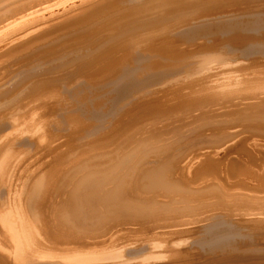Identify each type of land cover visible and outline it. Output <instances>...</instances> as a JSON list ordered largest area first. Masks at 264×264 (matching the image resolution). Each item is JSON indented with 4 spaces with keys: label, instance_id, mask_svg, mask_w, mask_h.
I'll list each match as a JSON object with an SVG mask.
<instances>
[{
    "label": "bare ground",
    "instance_id": "1",
    "mask_svg": "<svg viewBox=\"0 0 264 264\" xmlns=\"http://www.w3.org/2000/svg\"><path fill=\"white\" fill-rule=\"evenodd\" d=\"M102 3L104 4L117 3L118 7L115 13L125 9L123 5L126 3H127L128 8L135 7L134 9L127 11L126 15L122 18L121 22L126 23L124 26H129L131 21L138 19L139 17H141L145 21L147 20L148 23L153 24V25L152 24L148 25L149 27L151 26L154 27L155 25V28L156 26H158L157 25L158 23L162 24L163 21L165 22L167 20L168 21L169 20L170 21L180 20V21L173 23V24H171L172 22H170V25L164 28L162 27L164 26L162 24L160 25L162 28H158L160 27L158 26L157 27L158 29L156 30L154 29L155 30L154 32L156 34L162 33V34H165V36L160 37L161 39L157 37L159 40L149 44L144 50H141L140 46H138V44H135L136 42L134 40L133 42H130L126 45H117V46L111 47L110 42L114 39V38H111L108 41L109 45H107L105 42V45L102 44L103 46L100 48L94 47L91 49H85L80 52H77L76 55H71L65 59L58 60L57 62H54L53 60L58 59L61 56L65 55L63 54L64 52L60 55L54 56L53 58L50 57L51 59H45L44 62L43 61L42 62L39 61L36 63L34 62L33 64H31L32 65L31 67L28 66L26 68L27 71L24 74L19 72V71L23 72L22 71L23 69L22 70L17 69L18 70L17 72H15L16 68H14L13 70V67L15 66V64L18 63L19 58L21 56H24V54H29L27 56H30L32 53H36V52L39 53V52H43L49 49L55 43L56 40L54 39V37L56 38L57 34L56 35H48V34H50L51 31L54 32L56 28L58 29L61 26L62 29L61 28L59 29L63 30L66 27L71 26L70 22H72V25H74L78 21L81 22L84 20H87V21L88 20H92V21L101 20L107 17L109 14H112L113 12L109 14H105L106 12L99 11L97 9V6L99 4L102 5ZM119 4H123V5L121 6ZM166 9L167 10L169 9L170 11L166 13ZM145 24L146 23H144V25ZM78 27L80 28L82 26H78ZM153 27H151V29ZM59 29L56 30L55 32L61 31ZM133 29H135V27L130 26V27L124 28V30H121V31L119 30L118 32L126 34V32H128L129 30L132 31ZM145 30L143 32H145ZM141 31H137V32L143 33ZM149 31H150V28H149ZM133 32H135V30H133ZM63 34L60 36H63ZM120 35L119 36L117 35V36L120 37L119 39H122L121 38L122 36ZM238 35H241V36L238 37ZM242 35H245V36H242ZM125 36L123 35V37ZM118 37L116 40L119 42ZM129 37H130V34H129ZM153 39H151V41ZM113 42H116L115 39ZM247 42L250 44L246 48H242L243 46L241 47L237 46L241 44L243 45ZM263 43H264V0H0V110L8 108V110H6L7 112L5 111V113L0 116V264H154V263L156 264L157 262L159 263L160 261L161 263L162 261L163 262L166 261V262H169L170 264L171 262L190 261L191 259H193V253L191 250L194 248V246L196 245L199 246L201 241L197 240L198 236H195L193 239L191 237L193 234L196 235L198 233L191 231L188 239L184 238L183 235L187 234L190 231V229H188L191 226L190 224L194 221L196 224V221H198L199 218L198 220H194V221L191 220L192 222L190 221L189 218H187V222L190 221L191 222L190 224H182L180 222L181 225L183 226L182 227L183 229H181L179 225L178 227L175 226V223H174V226H172L173 225L172 223V225L170 224L171 226H169L168 224V227L165 229L163 228L162 230L159 229L160 230L159 232L155 231L156 228H148V229L147 228L145 229L131 228L125 231H120V229H123L124 227L114 232V230L112 231L111 230L112 228L109 226V217H108L109 213H107L106 216L104 215L105 216L104 217L100 214L96 215L93 209L96 206L98 207V204L100 202V199H99L100 195L99 196L97 195L96 193L97 190H95L94 188L101 184H98L97 179H95L94 177H89L90 174L89 175L82 174L81 175L82 177L79 179L80 177L79 173L82 168H77L76 167L77 165L75 166L72 165V167L74 168H70L71 166L69 167L68 159H70L69 157L73 155L79 158L81 154L84 155L85 152H88V151L90 152L91 149L95 151L94 148L96 147L99 148L100 143H104L112 139V137L116 135L118 128H115V129L113 128V130L111 131H106L105 128H107L108 126H111L114 123V121L118 119V117L121 118L122 115L118 116V114L121 111L118 113L117 112L118 110H122V111L124 110V113L127 112L128 114L127 118L130 115L132 116V114H134L136 111L142 114L141 118L138 119V122L134 125L135 131L131 130L132 133L136 131H138L139 133V130L144 126V123L147 120L148 121L151 120L152 122L155 120L159 121V119H163V118H166V120H168L167 118L170 119L171 117L173 118L174 116H177L174 118L180 119L178 116L183 113L187 114V112L190 113L196 110L200 111V109L202 108L204 109L205 107H211V109H214V107L219 106L222 109H224L223 112H227L228 111L227 109H230V111H237L236 110L237 108L241 109V107H243L244 109V107H247L248 112L255 111L253 113L255 115H252L251 117L248 118L249 120H254V121H251V122L249 121L250 122L249 124L243 123L242 125L233 126L231 133H228L227 131L228 136L227 135L223 136V138L218 137L219 138L218 140H216V138L213 137L212 141L214 142L212 144H214L218 149L223 148L225 149L224 151L229 150V151L234 152L235 154L236 153L237 154H243V153L247 154L245 152L249 150L250 151L254 150L258 148L259 146L260 147L263 146L260 139L257 140V138H264V123H262L263 125H261L257 121L259 119L264 121V52H261V50L256 49V46L258 45L260 46V44H263ZM131 45H132V48H130ZM77 49L72 48V49H69L67 52L70 53L72 51H77ZM238 50L240 51V53H238L239 52ZM191 51H194L197 54L200 52L202 54H206L207 56L202 59L201 61L202 63L198 64V66L194 65V67L191 68L192 72L189 73L188 76L183 77V78H178L176 75L180 74V72L184 70L181 71L179 70V68L175 71L173 70V72L170 74V78H166V79H169L168 81L166 80V82H163L161 85L153 87L151 90L143 91L135 95L132 98L125 99V103L122 101L123 104H120V106L118 107L115 106L111 111L113 113V116H110L112 114L109 115L111 119L106 120L109 122V124L107 123L105 126L102 123H100L103 125L101 127L94 126L95 124L94 125L89 124L90 122L88 123V121H86L85 116L87 114L88 115L91 114V116L93 115L92 116L93 118L94 116L96 117V115L93 113L94 111L93 110L91 111L90 109L81 106V104H78L79 102L77 104L74 103L73 100L71 102L69 99V98L71 99L74 98V95H77L78 91L85 89V87L87 86H91L92 88H98V87L109 88L110 87V90H111V87L113 88L117 87V84H119V86H124V84L120 82L125 76L123 73L130 71V68L132 66L137 64V67L140 68L144 64L145 61L150 60L152 62V58H155V57H160L164 61H168V60L173 61V62L182 61L183 58L186 57L185 55ZM31 56H34V54ZM87 57L88 58L92 57V64L101 63L100 71L102 72L101 74H99V76L88 75L86 77H79L85 70H83V68H78V67L77 69H73L72 71L67 70L64 74H61L57 77L53 75L54 72L68 69V67L70 68V66H72L74 63L80 60H83L85 58L87 59ZM40 58H41V55H40ZM185 60L186 59H184V61ZM26 64H28V62L25 63V65ZM152 64L158 67V66H161L162 61H154L152 62ZM228 68L230 69L229 70L230 72L225 74V72L223 71H225ZM44 73L49 74L47 79L40 78L39 75H42ZM185 74H186V71H185ZM31 78H35V79H33V81H31L30 83L26 84V82ZM45 84H49L52 86L43 87ZM58 85H60V88L63 91H61V89L59 90L56 89V86ZM77 85H81V87L79 88L78 91L73 92L72 91L73 88ZM65 94H68L69 98L64 96ZM31 95H34V96L32 98L27 99ZM128 95L129 93L126 90H120L118 93L119 99L126 98L128 97ZM82 103H85V102H82ZM132 103L133 104L136 103V104L130 108V105H133ZM70 104L72 105L74 104V107L71 110H77L79 112L76 113V115L74 116L68 117L66 116V113L70 109L67 108V106ZM206 110L204 109V111ZM210 111H208V113ZM97 112L98 111L96 110L95 113ZM189 113H188V116L191 114ZM116 114H117V117H115ZM195 114H196L195 112L194 114L192 113V115H195ZM244 114H243V117H244ZM181 116H186V115L184 114ZM101 118H102V121H104L103 114ZM233 118L235 117H232L231 120H233ZM224 119L225 118H223V120ZM89 120L92 122L91 119ZM185 120H187V118H185ZM189 121L191 120H188V123H190ZM167 122H169V120ZM172 122H174V120ZM172 122H169V125ZM153 123H152V126L154 127L156 124L153 125ZM70 124H72L73 127H70ZM164 125L165 124H162L163 127L161 126V128L165 129L164 127L167 125V123L165 126ZM149 126H151V124ZM157 127L156 128L154 127V128L157 129ZM176 127H178V124ZM169 129L171 128L169 127ZM189 129H192V127ZM55 131H58V133ZM148 131L150 132L149 129ZM162 131H165V130H162ZM186 131H188V128ZM60 132H67V133L59 134ZM146 132L147 131H145L144 133L147 136ZM130 133L128 136L131 137ZM217 133L218 132H216V134ZM68 134H70V138H65V136ZM132 136H135V135H132ZM124 137L126 136H123L122 139H126ZM148 137L146 138L149 140ZM165 139H167L166 136H165ZM138 140L140 139L138 138ZM109 143H111V141ZM120 143H122L121 140L119 144ZM103 145H106V144H103ZM57 147L60 148L58 152L55 151V148ZM206 147L208 146L206 145ZM208 149L206 151H208ZM100 150L98 151L97 149L95 152L98 153L100 152ZM109 150H113V149L109 148ZM260 151H261V148H260ZM102 152H100V154ZM107 152L108 153L110 152L111 154V151H107ZM210 152H213V151L210 149ZM220 152L222 153L223 151H220ZM220 152H218L219 155H220ZM92 153H89V155L90 154L92 155ZM207 153L209 152H206V154ZM166 154L168 155V153ZM85 155L81 156L80 158L82 157L84 158ZM208 155L210 156V154ZM20 156L25 157V159L27 160V165L26 163L23 162V160L25 159L21 161L23 163H21L20 161H17L21 158ZM90 156L89 158H91ZM140 156L141 155H139V157ZM239 156H238V159H239ZM48 158H49V161L46 160ZM191 159L193 160V158ZM194 159H196V157H194ZM199 159L201 162L203 161L201 165L198 166L199 168L195 169L193 167V165L191 164L193 161L190 162L189 160V162L187 163L190 170L194 168L193 169L194 176L196 175L200 176V174L205 173V170L211 166V165L209 166L210 164L209 160H207L208 158L205 155H203V157H200ZM196 161H198V159ZM196 161L194 160L195 163ZM80 164L84 165V163H80ZM133 164H135V162ZM239 165L240 164L238 163V166ZM164 169L159 171V173L153 175L152 179L150 180L151 186L152 185L153 187L154 185L159 186L160 184H162L163 186L165 184L163 183L164 180H163V174H162V172H164L163 171ZM147 170H148V166H147ZM252 170L253 169H251V171ZM69 172L72 173L70 175L72 179L69 176L66 177L69 174ZM118 172L119 170L117 171V173ZM146 172L147 171H145V173ZM253 172L254 171H252V173ZM190 173L192 174V172ZM248 173H250V171H248ZM258 173L259 172H257L256 174ZM191 174L189 177H191ZM259 174H261V172ZM194 176L192 177L194 178ZM75 177L78 178L77 179L78 182L77 183L75 182L74 184L73 178ZM228 177L227 179H229ZM251 178H254V177H251ZM136 180H137V177H136ZM252 180L250 181L252 182ZM192 181H195V179H193ZM217 181H219V179ZM219 182L220 184L222 183L221 181ZM244 183L246 184L247 182L245 181ZM249 184L252 185L254 183H248V185ZM200 185L201 184L197 185L198 189ZM204 185L206 187L207 184L204 183ZM255 185L257 184L255 183ZM123 186H124L123 180L119 179L118 181H116V184L113 187V190L108 195H104V196H106L105 200L106 199L111 200L109 202L119 203L120 207L122 208L120 210L125 213V216L127 218H130V217L135 216V214L133 215V213H131L129 209H126L124 205H121V201H120V197L122 196ZM132 187L133 186H131L130 188ZM250 187H253V186H250ZM135 188L137 189L136 186ZM200 188H202V185ZM136 189H135V192H136ZM220 189H221V186H220ZM223 190H226V189H223ZM261 190H262V186H261ZM105 192H107V190H105ZM229 192L231 191L229 190ZM247 192L245 193L244 191L243 196L245 194L246 196H249V197L251 196L250 197V200H251L252 196H255V194H252V192L251 194H247ZM236 193L234 194L236 195ZM172 194H170V196ZM174 194L176 195V193ZM229 194L231 195V193ZM234 194L232 193V196ZM210 195H213V194H210ZM140 196L143 197V194ZM145 196L142 198L143 200L145 199ZM232 196H229L230 197L229 199H232ZM240 196H242V194L239 195V197ZM207 197L208 196H206V198ZM259 197L260 195L258 196V198ZM261 197L263 196L261 195ZM244 198L246 199V197ZM258 198L255 197V199H258ZM179 199L176 198L177 201ZM225 199H227V197H225ZM162 200L163 202L166 203L168 199L166 200L162 199ZM206 200L204 202L209 204L210 202L208 203V201ZM246 200H248V198ZM214 201L215 200L213 199V202L211 203H214ZM254 201H255V204L258 203L257 200H254ZM204 202H202V204ZM215 202H217V198ZM226 202H229L228 203L229 206L231 205L230 203H232L227 200ZM237 202H240V200L237 199ZM235 203H234V206H235ZM241 203L244 204L242 201L238 204L241 205ZM245 204L247 205V202ZM255 204L254 205L252 204V205L254 207H256L257 205L259 206L260 202L256 206ZM263 205L261 207V204H260L261 208H258L257 206L258 209L256 211H258L259 213H256L254 209L252 210L249 207L253 211L252 215L254 216L257 214V215L263 216L264 215ZM194 206H197V205L195 204ZM183 207H185V205ZM177 208H181V207H177ZM244 210H243V213H244ZM206 211L207 210H205V212ZM254 212L256 214H254ZM248 213L249 212L247 211V214ZM197 214H199V212H197ZM234 215H237V212L236 214L234 213ZM240 215H244V214L240 213L239 216ZM207 216H204V217H207ZM246 216H243L245 217V219L243 218L244 220L247 219ZM168 217L170 216L168 215ZM258 217L260 216L255 217V219L257 218L259 221L260 219ZM241 218H238V219H241ZM250 219L252 220L253 218L251 217ZM163 223L162 225L160 223V225L163 226L164 225ZM221 223L223 222L218 220L216 217L208 223H201V225L202 226L204 225L203 226V230H204L207 227L219 226ZM225 223H223L222 225H224ZM131 224L133 223L131 222L129 225ZM198 224L200 223L198 222ZM192 225L194 226V224ZM116 227H119V226L117 225ZM149 227L151 226L149 225ZM174 227L175 229L176 228L177 229L179 228V229L178 230L172 229ZM194 227L196 228V226ZM194 227H191V229ZM110 230L112 232L108 233ZM104 232H107V233L105 234ZM90 233L92 235H99L103 233L104 235L100 237L97 236V238H95V241L97 239H99V241L93 243L91 241H94V240H91V241L89 240ZM143 234L145 235V238L147 239L146 241H144L143 239L144 238ZM229 236L224 235V236L219 237L217 240H224L228 238ZM233 237H235V235ZM140 238L143 239L144 243L140 244L141 243ZM87 239L90 242H87ZM123 239L130 240V243H131V240L136 241L135 243H133L135 244L134 247L133 245H131L132 248H127L128 250L127 251L125 250V248L127 247L126 245V247L123 246L124 250L121 251L122 248L120 249L119 247L120 251L119 249H117L118 251H116V247L118 248L117 243H119L120 240L122 241ZM197 241H199L200 243ZM152 245H155V246L161 245L163 250L160 249L159 251L161 253L158 252L159 253L158 255L156 254L155 256L153 254V256H151V254L149 255L147 253H150V252L156 253V251H158L156 250L158 249V246L156 247V249L154 246L155 251L153 250V251L148 252V250H150L153 247ZM146 251L147 253H144ZM143 253L144 255L147 254V256L145 255L146 257L141 262L137 261L139 259L138 257L141 256L140 254H143ZM137 255L139 256L137 257ZM133 256H136V257L133 258ZM202 261L203 260H201V262Z\"/></svg>",
    "mask_w": 264,
    "mask_h": 264
},
{
    "label": "rangeland",
    "instance_id": "2",
    "mask_svg": "<svg viewBox=\"0 0 264 264\" xmlns=\"http://www.w3.org/2000/svg\"><path fill=\"white\" fill-rule=\"evenodd\" d=\"M119 5H123V4H119ZM125 7V9H123L122 11H119V12H116V9L118 7V4L117 3H102V5H98L97 6V9L99 11H104L106 12L105 14H109L111 12H113L112 14H109L107 17L101 19V20H84V21H81V22H77L75 23L74 25H72V22L71 23V26H68L66 27L65 29L61 30V26L59 28V30L61 31H57L55 32L56 30H58L56 28V30L51 31L50 34L48 35H56V38L54 37V39L56 40L55 43L47 50L43 51V52H39V53H32L31 55L34 54V56H27L29 54H24V56H21L18 60V63L15 64V66L13 67V70L14 68H16L15 72H17L19 69L22 70L23 72L19 71L20 73H25L27 70L26 68L29 66L31 67L34 62H44L45 59H51L53 58L54 56H57V55H60L62 54H65L63 56H61L60 58L58 59H54L53 61L54 62H57L58 60H62V59H65L71 55H76L77 52H80L82 50H85V49H91V48H94V47H102L103 45H105V42L107 45H109V40L111 38H114L116 42H113L114 39L110 42V46L113 47V46H117V45H126L130 42H133V40L136 42L135 44H138V46H140V49L141 50H144L149 44L161 39L160 37H163L165 36V34H162V33H158L156 34L154 31L158 28H164L166 26H169L170 25V22H172L171 24L173 23H176V22H179V21H163V25L164 26H160L162 24H157L158 26H156L155 28V25L152 29L151 27H149L148 25H151L150 23L147 22V20H143L141 17H139L138 19H135L133 21L130 22L129 26H124L126 23L125 22H121L122 18L126 15V12L129 11V10H132L134 9L135 7H131V8H128L127 7V3L123 5ZM170 10L166 9V13L169 12ZM125 13V14H124ZM108 22V23H107ZM138 22V23H137ZM141 22V23H140ZM69 23V24H70ZM91 23V24H90ZM107 23V24H105ZM144 23H146L144 25ZM161 23V22H160ZM167 23V25H166ZM85 24V26H84ZM90 24V25H88ZM117 24V25H116ZM137 24V25H136ZM153 25V24H152ZM67 26V25H66ZM78 26H82V27H78ZM101 26V27H100ZM122 26V27H121ZM135 27V32L132 31H128L126 32V34L124 33H121V32H118L119 30H124V28L126 27ZM74 27V28H73ZM94 27V28H93ZM144 27V29H143ZM148 27V28H147ZM158 27V28H157ZM68 28V29H67ZM142 28V29H141ZM149 28H150V31H149ZM70 29V30H69ZM75 31H74V30ZM138 29V30H137ZM142 31H141V30ZM146 29V30H145ZM155 29V30H154ZM141 31L143 32L145 30V32L143 33H140V32H137V31ZM148 30V31H147ZM64 31V32H63ZM68 31V33H67ZM99 31V33H98ZM147 31V33H146ZM62 32V33H61ZM74 32V33H73ZM111 32V33H110ZM60 33V34H59ZM65 33V34H63ZM67 33V34H66ZM121 33V35H120ZM128 33V35H127ZM146 33V34H145ZM59 34V35H58ZM63 36H60L62 35ZM69 34V35H68ZM100 34V35H99ZM104 34V35H103ZM112 34V35H111ZM129 34H130V37H129ZM122 36L121 38L123 39H119L120 37L118 36ZM123 35L125 37H123ZM147 35V37H146ZM168 35V34H166ZM175 35V34H173ZM65 36V37H64ZM128 36V37H127ZM241 36V35H238V37ZM242 36H245V35H242ZM61 37V38H60ZM68 37V38H67ZM95 37V38H94ZM99 37V38H98ZM118 37L119 39V42L116 40ZM159 39H158V38ZM63 38V39H62ZM126 38V39H125ZM154 38V39H153ZM53 39V41H54ZM62 39V40H61ZM66 39V40H65ZM151 39H153L151 41ZM94 40V41H93ZM96 40V41H95ZM262 40V39H261ZM82 41V42H81ZM93 41V42H92ZM81 42V43H80ZM138 42V43H137ZM103 44V45H102ZM250 43H245V44H241V45H237V46H243L242 48H246L249 46ZM264 44V43H263ZM263 44H260V46H256V49L258 50H261V52H264V45ZM85 45V46H84ZM101 45V46H100ZM80 46V47H79ZM63 47V48H62ZM82 47V48H81ZM142 47V48H141ZM260 47V48H258ZM72 48H75L77 49V51H72V52H67L69 49H72ZM132 48V45L131 47ZM59 50V51H58ZM239 51V50H238ZM240 53V51L238 52ZM49 54V55H48ZM191 54V55H190ZM194 54V55H193ZM196 54V55H195ZM40 55H41V58H40ZM45 55V56H44ZM44 56V57H43ZM186 57L183 58L182 61H164L162 58L160 57H155V58H152V62L154 61H162V64L161 66H154V64H152V62L149 60V61H145L144 64L138 68L137 67V64L132 66L130 68V71H127V72H124L123 74L125 75L123 77V81L121 80L120 82H122L124 84V86H119V84H117V87H111V90H110V87L109 88H102V87H98V88H92L91 86H87L85 87V89H82L80 91L79 88L81 87V85H77L73 88V92L74 91H78V94L77 95H74V98H69L68 94H65L64 96H66L67 98L70 99V101L74 103H78V104H81V106L83 107H86L88 109H90L91 111L93 110L94 114L96 115V117L94 116V118L91 116V114H87L85 116V119L86 121H88L89 124H92L94 126H97V127H101V126H105L107 123L109 124L108 121H106L107 119H111L110 116H113V113L111 112L112 109L115 107V106H120V104H123V102L125 103V99H128V98H132L134 97L135 95L143 92V91H146V90H151L153 87H156L158 85H161L163 82H166V80L168 81L169 79H166V78H170V74L173 72V70H177L179 68V70H184L182 72H180V74L176 75L178 78H183V77H186L188 76L189 73H191V68L195 66H198V64L202 63V59L205 58L207 55L206 54H202V53H195L194 51H191L189 53H187L185 55ZM189 56V57H188ZM27 59H26V58ZM51 57V58H50ZM195 57V58H194ZM198 57V58H197ZM40 60H39V59ZM191 58V59H190ZM35 59V60H34ZM38 59V60H36ZM184 59H186L184 61ZM189 59V60H188ZM21 60V61H20ZM33 60V61H32ZM188 60V61H187ZM21 62V63H19ZM25 65V63H27ZM89 64H88V63ZM180 62V63H179ZM183 62V63H181ZM20 64V65H19ZM187 65V67H186ZM20 66V67H19ZM24 66V67H23ZM100 66H101V63H93L92 64V57H87V59H83V60H80L76 63H74L72 66H70V68L68 67V69H64L62 71H58V72H54L53 75L54 76H59L61 74H64L67 70H70L72 71L73 69H77L78 68H83V70H85L79 77H86L88 75H93V76H99V74H101L102 71H100ZM191 66V67H190ZM22 67V68H21ZM181 67V68H180ZM56 68V67H55ZM18 69V70H17ZM188 69V70H186ZM12 70V68H11ZM25 70V71H24ZM230 69H226L225 71V74L229 73ZM185 71H186V74H185ZM14 72V73H15ZM183 73V74H182ZM13 74V73H12ZM19 74V73H18ZM97 74V75H95ZM40 78H44V79H47V77L49 76L48 73H44L42 75H39ZM164 78V79H163ZM33 79L35 78H31L29 79L26 84L30 83L31 81H33ZM71 84V83H69ZM30 85V84H29ZM52 85H49V84H45L43 87H51ZM114 86V85H113ZM56 89H61L60 88V85L56 86ZM120 90H126L129 95L128 97L126 98H123V99H119V96H118V93ZM61 91H63L61 89ZM93 93V94H92ZM89 95V97H88ZM34 95H31L29 96L27 99L29 98H32ZM94 96V98H93ZM76 97V98H75ZM91 100H90V99ZM107 98V99H106ZM25 99V100H27ZM123 101V102H122ZM82 102H85V103H82ZM94 102V103H93ZM91 103V104H90ZM93 104V105H92ZM133 104V103H132ZM136 103H134L133 105H130V108L132 106H134ZM92 105V106H91ZM69 106V107H68ZM67 108H69L70 110L66 113V116H74L76 115V113H78L79 111L77 110H71L73 107H74V104H70L68 105ZM88 106V107H87ZM90 106V107H89ZM219 107V106H218ZM217 106L214 107V109H211V107H205L204 109H208L206 111H204V109H200L199 110H196V111H193V112H187L186 113H183L181 115H186V116H181L179 115L178 117L180 119H177V118H174V117H177V116H174L173 118L171 117L170 120L169 118H167L169 120V122H172L174 120V122L170 123L169 125V122H167L168 120H166V118H163V119H159L158 120H155V121H151V120H147L145 123H144V126L142 127L145 131H147V136L146 134L144 133L145 131L141 128L139 130V133L138 131L136 132H133L132 131H135V127L134 125L138 122V119L141 118L142 114H140L139 112H135L134 114H132V116L130 115L128 118H127V112L124 113V110H118L117 112L120 113L118 114V116H121L118 117V119H116V121H114V123L111 125V126H108L107 128H105L106 131H111L113 130V128H118V131L116 133V135L114 137H112V139L108 140L107 142H104V143H100V147L99 148H94L95 151L98 149V151L100 150V152H102L100 154V152L96 153L93 149L92 152L90 150V152H85V157L83 158H80L81 156H84L83 154H81V156L78 157H74L73 156H68L70 159L69 160V167L70 168H74L72 167V165H77L76 167L77 168H82L80 173H79V179L82 177L81 175L84 174V175H89V177H94L95 179H97V182L98 184H101L99 186H96L94 189L97 190L96 193L97 195L99 196V199H100V202L98 204V207H94V212L95 214H100L102 216H106L107 213L108 214V217H109V226L112 228L111 230L114 232H116V230L120 229V228H123V229H120V231H125V230H128V229H131V228H134V229H145V228H156L155 231L156 232H159L160 230L165 229L168 227V224L169 226L173 225L174 226V223H175V226L178 227V225L181 227V229H183L182 224H190L192 221L191 220H199L196 221V224H195V221L192 222L190 225L189 228L187 226L188 229H190V231L183 235L184 238H189L190 236V233L191 231L192 232H197L198 234H193L192 235V239L195 237V236H198L197 237V240L201 241V243L199 241L200 244L199 246L196 245L194 246V248L191 250L192 253H193V259H191L190 261H180V262H171L172 264H264V215L261 216V215H257L256 213H259L258 211H256L258 208H261L262 205L264 203V138H257V140L260 139V141L262 142L263 146H259L261 148V151H260V148H256L254 150H249L245 153L247 154H235L234 152L232 151H229V150H226L224 151L225 149L223 148H220L218 149L214 144H212L214 141H212L213 137L216 138V140H218L219 138H223V136H228V133H231L232 132V128L233 126H238V125H242L243 123L244 124H249L251 121H254V120H249L248 118L251 117L252 115H255L253 114L255 111L253 112H248V108L247 107H241V109L237 108L236 110L237 111H230V109H227L226 111L227 112H223L224 109H222L221 107L218 108ZM213 108V107H212ZM216 108V109H215ZM123 109V108H122ZM213 111L211 112L210 111ZM8 110V108H5V109H2L0 110V116L2 114L5 113V111ZM98 111L97 113H95V111ZM203 110V111H202ZM220 112H218V111ZM199 111V112H198ZM202 113L205 112V113ZM208 111H210L208 113ZM7 112V111H6ZM75 112V113H74ZM194 112L197 114L198 112V116L196 117L195 115H192V113L194 114ZM223 112V113H221ZM244 112V113H242ZM248 114H247V113ZM105 113V114H104ZM129 113V112H128ZM188 113L190 114L188 116ZM200 113V115H199ZM220 113V114H219ZM226 113V114H224ZM228 113V114H227ZM81 114V113H80ZM102 114H103V120L102 121ZM108 114V115H107ZM112 114V115H110ZM205 114V115H204ZM213 114V115H212ZM234 114V115H233ZM243 114H244V117H243ZM107 115V116H106ZM110 115V116H109ZM208 115V116H206ZM211 115V116H210ZM89 116V117H88ZM101 116V117H100ZM181 116V117H180ZM205 118H204V117ZM231 118H230V117ZM238 116V117H237ZM91 117V118H90ZM101 119H99V118ZM107 117V118H106ZM109 117V118H108ZM117 117V114L116 116ZM194 117V118H193ZM210 117V118H209ZM232 117H235L232 119ZM240 117V118H239ZM92 120V122L89 120V119ZM127 118V119H126ZM183 118V119H182ZM185 118H187V120H185ZM201 118V119H199ZM223 118H225L223 120ZM99 119V120H98ZM194 119V120H192ZM197 119V120H196ZM205 119V120H204ZM213 121H212V120ZM227 119V120H226ZM229 119V120H228ZM113 120V119H112ZM188 120H191L189 121L190 123H188ZM210 120V121H209ZM217 120V121H216ZM220 120V121H219ZM231 120V121H230ZM99 121V122H98ZM101 121V122H100ZM176 121V122H175ZM179 123H178V122ZM206 121V123H205ZM239 121V122H238ZM250 121V122H249ZM263 120L259 119L257 122L261 125H263L262 123H264V121L262 122ZM95 122V123H94ZM104 122V123H103ZM134 122V123H133ZM160 122V123H159ZM183 122V124H182ZM187 122V123H186ZM195 122V123H194ZM213 122V123H212ZM227 122V123H226ZM229 122V124H228ZM102 123V124H100ZM148 123V125H147ZM151 126H149L150 124ZM152 123L153 125H155L154 127L156 128L157 126V129H155L153 126H152ZM167 123V125H166ZM174 123V124H173ZM186 123V124H185ZM199 125H198V124ZM202 123V124H201ZM216 123V125H215ZM235 123V124H234ZM100 124V125H99ZM162 124H165L164 128H161ZM173 124V126H172ZM178 124V127H176ZM180 124V125H179ZM188 124V125H187ZM192 125V126H190ZM117 126V127H116ZM182 126V127H181ZM187 126V127H186ZM190 126V127H189ZM202 126V127H201ZM225 126V127H224ZM70 127H73L72 124H70ZM152 127V128H151ZM163 127V126H162ZM168 127V128H167ZM169 127L171 129H169ZM174 127V128H173ZM192 129H189L191 128ZM155 130H154V129ZM161 128V129H160ZM173 128V129H172ZM188 128V131H186ZM194 128V130H193ZM199 128V129H198ZM225 128V130H224ZM228 128V129H227ZM127 129V130H125ZM148 129L150 130V132L148 131ZM186 129V130H185ZM132 130V131H131ZM162 130H165V131H162ZM175 130V131H173ZM231 130V131H230ZM179 131V132H178ZM184 131V132H183ZM223 131V133H222ZM228 131V133H227ZM58 133V131H55ZM70 132V131H69ZM68 132V133H69ZM131 135H129V133ZM149 132V133H148ZM210 132V133H209ZM216 132H218L216 134ZM220 132V133H219ZM227 134H226V133ZM64 133H67V132H60L59 134H64ZM127 133V134H126ZM135 133V134H134ZM143 135H142V134ZM170 133V134H169ZM172 133V134H171ZM183 133V135H182ZM121 134V135H120ZM145 134V135H144ZM150 134V135H149ZM163 134V135H162ZM166 134V135H165ZM179 134V135H178ZM203 134V136H202ZM209 134V135H208ZM222 134V135H221ZM73 135V134H72ZM118 135V136H117ZM132 135H135V136H132ZM172 135V136H171ZM212 135V136H210ZM123 136H126L124 138L126 139H122ZM128 136V138H127ZM137 136V137H136ZM149 138V140L146 138V137ZM164 136V137H163ZM165 136L167 139H165ZM172 138H171V137ZM183 136V137H182ZM198 136V138H197ZM208 136V137H207ZM222 136V137H221ZM133 137V138H132ZM165 139H163V138ZM180 137V138H178ZM202 137V138H201ZM219 137V138H218ZM65 138H70V134L66 135ZM121 138V139H120ZM138 138L140 140H138ZM144 138V139H143ZM152 138V140H151ZM171 140H170V139ZM132 139V141H131ZM161 139V140H160ZM173 139V140H172ZM196 139V140H194ZM206 139V140H205ZM209 139V140H208ZM116 140V141H115ZM120 143L119 144V142ZM123 140V141H122ZM126 140V141H124ZM128 140V141H127ZM135 140V141H134ZM163 140V141H162ZM167 140V141H166ZM111 141V143H109ZM153 141V142H152ZM157 141V142H156ZM190 141V142H189ZM194 141V142H193ZM200 141V142H199ZM209 141V142H208ZM117 142V143H116ZM130 142V143H129ZM152 142V143H151ZM155 142V143H154ZM161 142V143H160ZM154 143V145H153ZM169 143V144H168ZM102 144V146H101ZM103 144H106V145H103ZM117 144V145H116ZM119 144V146H118ZM131 144V145H130ZM138 144V145H137ZM140 144V145H139ZM162 144V145H161ZM167 144V145H166ZM187 144V146H186ZM115 145V146H114ZM130 145V146H129ZM150 145V146H149ZM156 145V146H155ZM161 145V146H159ZM170 145V146H169ZM206 145L208 147H206ZM213 145V146H212ZM126 146V147H125ZM132 146V147H131ZM135 146V147H134ZM173 146V147H172ZM189 146V147H188ZM215 146V148H214ZM113 147V148H112ZM122 147V148H121ZM130 147V148H129ZM144 147V148H143ZM158 147V148H157ZM178 147V148H177ZM196 147V148H195ZM201 147V148H200ZM205 147V148H204ZM212 147V148H210ZM263 147V149H262ZM103 148V149H102ZM110 149H113V150H109ZM115 148V149H114ZM185 148V149H184ZM204 148V149H203ZM209 148V149H208ZM59 147L55 148V151L58 152L59 151ZM149 149V150H148ZM178 149V150H177ZM193 149V150H192ZM208 149V151H206ZM210 149L214 152H210ZM223 151L222 153L220 151ZM259 149V150H257ZM105 150V152H104ZM130 150V151H129ZM148 150V151H147ZM203 150V151H202ZM217 150V151H216ZM256 150V151H255ZM107 151H111V154L110 152L108 153ZM136 151V152H135ZM151 151V152H150ZM162 151V152H161ZM181 151V152H180ZM196 151V152H195ZM205 151V152H204ZM230 153L228 154L227 153ZM107 152V154H106ZM120 152V153H119ZM128 152V153H127ZM131 152V153H130ZM161 152V153H160ZM204 152V153H203ZM206 152H209L206 154ZM218 152H220V155L218 154ZM257 152V153H255ZM89 153H92V155L90 156ZM96 153V154H95ZM154 153V154H153ZM168 153V155L166 154ZM199 153V155H198ZM203 153V154H201ZM252 153V154H251ZM260 153V154H259ZM95 154V155H94ZM109 154V155H108ZM114 154V155H113ZM117 154V155H116ZM174 154V155H173ZM195 154V155H194ZM201 154V155H200ZM210 154V156L208 155ZM218 154V155H217ZM232 154V155H231ZM254 154V155H253ZM88 155V156H87ZM102 155V156H100ZM137 155V156H136ZM139 155H141L139 157ZM148 155V156H147ZM184 155V156H183ZM203 155H205L209 160V168H207L205 170V173H202L199 175H196L194 176V172H193V169L195 168H199L198 166L201 165V162L200 161V157H203ZM225 155V156H224ZM228 155V156H227ZM235 155V156H234ZM240 155V156H239ZM242 155V156H241ZM257 155V156H256ZM262 155V156H261ZM89 156L91 158H89ZM135 156V157H134ZM172 156V157H171ZM217 156V157H215ZM230 156V157H229ZM234 156V157H233ZM237 156V157H236ZM238 156H239V159H238ZM245 156V157H244ZM253 156V157H252ZM21 158L17 161H22L23 159H25V157L23 156H20ZM105 157V158H104ZM115 157V158H114ZM120 157V158H119ZM153 157V158H152ZM163 157V158H162ZM169 157V158H168ZM179 157V158H178ZM184 157V158H182ZM190 157V158H189ZM194 157H196V159H194ZM220 159H219V158ZM223 157V158H222ZM225 157V158H224ZM227 157V158H226ZM242 157V158H240ZM257 157V158H256ZM260 157V158H259ZM78 158V159H77ZM143 158V159H142ZM151 158V160H150ZM174 158V159H173ZM193 158V160L191 159ZM217 158V159H216ZM223 160H222V159ZM230 158V159H228ZM85 159V160H84ZM87 159V160H86ZM103 159V160H102ZM106 159V160H105ZM130 159V161H129ZM176 159V160H175ZM191 159V160H190ZM198 159V161H196ZM216 159V160H215ZM219 159V160H218ZM244 159V160H243ZM47 161H49V158L46 159ZM74 160V161H73ZM78 160V162H77ZM81 160V161H80ZM84 160V161H83ZM136 160V161H135ZM166 160V162H165ZM188 160V161H187ZM192 162L191 164L193 165L194 168H192L190 170L189 166H188V162ZM194 160L196 161V163L194 162ZM229 160V161H228ZM251 160V161H250ZM26 161V162H25ZM73 161V163H72ZM87 163H86V162ZM140 161V162H139ZM155 161V162H154ZM158 161V162H157ZM164 161V163H163ZM187 161V162H186ZM241 161V162H240ZM24 163H26L27 165V160H23ZM21 162V163H23ZM99 162V163H98ZM135 162V164H133ZM152 162V163H151ZM173 162V163H172ZM200 162V163H198ZM72 163V164H71ZM79 165H78V164ZM80 163H84L83 164H80ZM106 163V164H105ZM115 163V164H114ZM138 163V164H137ZM168 163V164H167ZM180 163V164H179ZM195 163V165H194ZM228 163V164H227ZM233 163V164H232ZM238 163L240 164L238 166ZM248 163V164H247ZM114 164V165H112ZM125 164V165H124ZM130 164V165H129ZM153 164V165H152ZM179 164V165H178ZM186 166H184V165ZM260 164V165H259ZM83 165V166H82ZM90 165V166H89ZM123 165V166H122ZM135 165V166H134ZM141 165V166H140ZM165 165V166H164ZM228 165V166H227ZM251 165V166H250ZM258 165V166H257ZM262 165V166H261ZM111 166V167H110ZM127 166V167H126ZM146 168H145V167ZM147 166H148V170H147ZM150 166V167H149ZM153 166V167H152ZM179 166V167H178ZM218 166V168H217ZM241 166V167H240ZM246 166V167H245ZM75 167V168H76ZM121 167V168H120ZM133 167V168H132ZM140 167V168H139ZM155 167V169H154ZM182 167V168H180ZM185 167V168H184ZM212 167V168H211ZM245 167V168H244ZM69 168V169H70ZM135 168V169H134ZM165 168V169H164ZM168 168V169H166ZM180 168V169H179ZM189 168V169H188ZM260 168V169H259ZM124 169V170H123ZM131 169V170H130ZM134 169V171H133ZM138 169V171H137ZM162 169H164L162 172L163 174V180L165 183L163 186L162 184H160L159 186L157 185H153L151 186L150 185V180L152 179L153 175L159 173V171H161ZM187 169V170H186ZM217 169V170H216ZM234 169V170H233ZM251 169H253L252 171H254L252 173ZM256 169V170H255ZM90 170V172H89ZM119 170V172L117 173V171ZM122 170V171H121ZM169 170V171H168ZM172 170V171H171ZM177 170V171H176ZM186 170V171H185ZM192 172V174L189 172ZM88 171V173H87ZM141 171V172H140ZM145 171H147L145 173ZM168 171V172H167ZM180 171V172H179ZM183 171V172H182ZM188 171V172H187ZM230 171V172H229ZM248 171H250V173H248ZM72 172V171H71ZM71 172H69V174L66 176V177H70V175L72 174ZM133 172V173H132ZM241 172V173H240ZM257 172H261V174H256ZM124 173V174H123ZM140 173V174H138ZM166 173V174H165ZM185 173V174H184ZM219 173V175H218ZM115 174V175H114ZM123 174V175H122ZM143 174V175H141ZM175 174V175H174ZM184 174V175H183ZM191 174V177H189ZM234 174V175H233ZM239 174V176H238ZM246 174V175H245ZM256 174V175H255ZM113 175V177H112ZM122 175V176H121ZM134 175V176H133ZM260 175V176H258ZM109 176V177H108ZM124 176V177H123ZM137 177V180H136V177ZM139 176V177H138ZM177 176V177H176ZM179 176V178H178ZM183 176V177H182ZM185 176V177H184ZM194 176V178L192 177ZM199 176V177H198ZM229 176V177H228ZM242 176V177H241ZM263 176V178H262ZM141 177V178H140ZM174 177V178H173ZM205 180H204V178ZM214 177V178H213ZM227 177L229 179H227ZM237 177V178H236ZM251 177H254V178H251ZM71 178V177H70ZM68 178V179H70ZM76 178V179H75ZM73 178V182L75 184V182L77 183L78 182V178L75 177ZM113 178V179H112ZM115 178V179H114ZM134 178V179H133ZM145 178V179H143ZM212 180H210V179ZM239 178V179H238ZM246 181L247 183L245 184L243 182ZM259 178V179H257ZM261 178V179H260ZM72 179V178H71ZM109 179V180H108ZM119 179H122L123 182H124V186H123V189H122V196L120 197V201H121V205H124V207L126 209H129L131 211V213H133V215L135 214V216L133 217H130V218H127L125 216V213L122 212L120 209H122L120 207V204L119 203H112V202H109L111 200H105L106 196L104 195H108L112 190H113V187L115 186L116 184V181H118ZM168 179V180H167ZM193 179H195V181H192ZM204 182H203V180ZM219 179V181H221L222 183L220 184L219 181H217ZM235 179V180H234ZM241 179V180H240ZM248 179V180H247ZM254 179V180H252ZM129 180V181H128ZM139 180V181H138ZM167 180V181H166ZM182 180V181H181ZM185 180V181H184ZM189 180V181H188ZM191 180V181H190ZM208 180V181H206ZM252 180V182L250 181ZM112 181V182H111ZM148 181V182H147ZM202 181V182H201ZM211 181V182H210ZM239 183H238V182ZM242 181V183H241ZM255 181V182H254ZM258 181V182H257ZM111 182V183H110ZM133 182V183H132ZM136 182V183H135ZM173 182V183H172ZM188 182V183H187ZM207 182V183H206ZM209 182V183H208ZM213 182V183H212ZM216 182V183H215ZM231 182V183H230ZM233 182V183H232ZM235 182V183H234ZM261 182V183H260ZM104 183V184H103ZM167 183V184H166ZM187 183V184H186ZM205 184L206 187H205ZM221 186V189H220V186ZM248 183H254V184H249L250 186H253V187H250L248 185ZM255 183L257 185H255ZM259 183V184H258ZM263 183V184H262ZM108 184V185H107ZM126 184V186H125ZM133 184V185H132ZM137 184V185H135ZM144 184V185H143ZM169 184V185H168ZM186 184V185H185ZM201 184L202 185V188L201 185L199 186V189L197 188V185ZM210 184V185H209ZM216 184V185H215ZM230 186H229V185ZM193 185V186H192ZM212 185V186H211ZM225 187H224V186ZM247 185V186H246ZM131 186H133L132 188H130ZM135 186L137 187V189L135 188ZM169 186V188H168ZM180 186V187H179ZM204 186V187H203ZM224 188H223V187ZM245 186V188H244ZM255 186V187H254ZM260 188H258V187ZM261 186H262V190H261ZM103 187V188H102ZM110 187V189H109ZM112 187V188H111ZM142 187V188H141ZM157 187V188H156ZM160 187V188H159ZM176 187V188H175ZM185 187V188H183ZM193 187V188H191ZM195 187V189H194ZM209 187V188H208ZM108 188V189H107ZM151 188V189H150ZM205 188V189H204ZM238 188V190H237ZM240 188V189H239ZM133 189V190H132ZM135 189H136V192H135ZM150 189V190H149ZM223 189H226V190H223ZM232 189V190H231ZM237 191H236V190ZM242 189V190H241ZM249 189V190H248ZM105 190H107V192H105ZM132 190V191H130ZM185 190V191H184ZM192 190V191H191ZM198 190V191H197ZM229 190L231 192H229ZM245 193L247 192V194H255V196H252L251 200H250V197L249 196H246V194L243 196L244 194V191ZM247 190V191H246ZM172 191V192H171ZM211 191V192H210ZM224 193H223V192ZM228 191V193H227ZM234 191V192H232ZM237 193H236V192ZM243 191V192H242ZM100 192V193H99ZM127 192V193H126ZM164 194H163V193ZM242 194V196L239 197L240 194ZM102 193V194H101ZM125 193V195H124ZM132 193V194H131ZM155 193V194H154ZM158 193V194H157ZM173 193V194H172ZM176 193V195L174 194ZM179 193V194H178ZM206 193V195H205ZM223 193V195H222ZM231 193V195L229 194ZM232 193H236V195L234 194V198L232 196ZM239 193V194H238ZM143 194V197L145 196V199L143 200L142 196L140 195ZM169 194V196H168ZM170 194H172L170 196ZM189 194V195H188ZM195 194V195H194ZM202 194V196H201ZM210 194H213V195H210ZM232 196V199L235 200V202H237V199L240 200V202L242 201L244 204L240 203V202H237L235 203L234 200L232 199H229L230 197L228 196ZM238 194V195H237ZM258 194V195H257ZM128 195V196H127ZM150 195V196H149ZM155 197H154V196ZM167 195V196H166ZM178 195V196H177ZM182 195V196H180ZM186 195V196H185ZM226 195V196H225ZM260 195V197L258 198V196ZM261 195L263 197H261ZM97 196V197H98ZM139 196V197H138ZM149 198H148V197ZM153 196V197H152ZM159 196V197H158ZM177 196V197H176ZM190 196V197H189ZM196 198H194V197ZM198 196V198H197ZM206 196H208L206 198ZM224 196V198H223ZM103 197V198H102ZM128 197V198H127ZM136 197V198H135ZM141 197V198H140ZM149 199H147V198ZM170 197V198H169ZM179 199L178 201L176 200V198ZM188 197V198H187ZM212 199H211V198ZM225 197H227V199H225ZM237 197V198H236ZM244 197H246V199L248 198V200H246ZM254 197V198H253ZM255 197H257L258 199H255ZM133 198V199H132ZM186 198V199H184ZM193 198V199H192ZM208 200H206V199ZM216 198H217V202L216 201ZM244 198V199H242ZM263 200H261V199ZM139 199V200H138ZM141 199V200H140ZM155 199V200H154ZM159 201H158V200ZM166 200V203L163 202V200ZM170 199V200H169ZM172 199V200H171ZM174 199V200H173ZM190 199V200H188ZM192 199V200H191ZM195 199V200H194ZM199 199V200H198ZM213 199L215 200L214 203H211L213 202ZM257 200V204H261V207H260V204L259 206L257 204H255V201L254 200ZM260 199V200H259ZM124 200V201H123ZM129 202H128V201ZM157 200V201H156ZM162 200V202H161ZM197 200V201H196ZM208 201L209 204L205 203L204 201ZM210 200V201H209ZM225 200V201H224ZM227 201H230L232 203H230L231 205L229 206V202H226ZM247 202V205L245 204ZM170 201V202H168ZM173 201V202H172ZM185 201V202H184ZM262 201V202H261ZM55 202V200H54ZM202 202H204L202 204ZM156 203V204H155ZM189 203V204H188ZM191 203V204H190ZM234 203H235V206H234ZM193 204V205H192ZM197 205V206H194V205ZM199 204V205H198ZM202 204V205H201ZM228 204V205H227ZM255 204V206L257 205L256 207H254L253 205ZM115 205V206H114ZM132 205V206H131ZM145 205V206H144ZM185 205V207H183ZM249 205V206H248ZM251 205V206H250ZM105 206V207H104ZM110 206V207H109ZM164 206V207H163ZM188 206V207H187ZM192 206V207H191ZM214 206V207H213ZM216 206V207H215ZM232 206V207H231ZM237 206V208H236ZM103 209L101 210L100 209ZM103 207V208H102ZM159 207V208H158ZM173 207V208H172ZM177 207H181V208H177ZM219 207V209H218ZM241 207V208H240ZM248 207V208H247ZM255 210L254 214H256L257 216H260L258 217L260 220L258 221V219L255 217H257L256 215H252V210ZM96 208V209H95ZM107 208V209H106ZM110 208V209H109ZM134 208V209H133ZM171 208V209H170ZM188 208V209H187ZM192 208V209H191ZM223 208V209H222ZM226 208V209H225ZM231 208V209H230ZM233 208V210H232ZM246 208V209H245ZM263 208H264V205H263ZM154 209V210H153ZM167 209V210H166ZM207 210L205 212V210ZM216 209V210H214ZM221 209V210H220ZM238 209V210H237ZM245 209V210H244ZM120 210V211H119ZM138 210V211H137ZM210 210V211H209ZM227 210V211H226ZM235 210V211H234ZM237 210V211H236ZM243 210H244V213H243ZM249 212L247 214V211ZM251 210V211H250ZM203 211V212H202ZM209 211V212H208ZM214 211V212H213ZM222 211V212H221ZM246 211V212H245ZM103 212V213H102ZM197 212H199V214H197ZM211 212V213H210ZM216 212V213H215ZM237 212V215H234V213L236 214ZM251 212V214H250ZM207 213V215H206ZM242 213L244 215H240L239 214ZM144 214V215H143ZM182 214V215H181ZM204 214V215H203ZM212 214V215H211ZM214 214V215H213ZM248 216H246V215ZM250 214V216H249ZM168 215L170 217H168ZM252 215V216H251ZM104 216V217H105ZM119 216V217H118ZM154 216V217H153ZM204 216H207V217H204ZM242 216V218H241ZM243 216H246V220L245 217ZM115 217V218H113ZM159 217V219H158ZM166 217V218H164ZM176 217V218H175ZM201 217V218H200ZM204 219H203V218ZM218 220H220L221 222L225 223L224 225H222L223 223H221L219 226H216V227H207L203 230V226L201 225V223H208L210 222L211 220H213L214 218H216ZM220 217V218H218ZM253 218L252 220L250 218ZM262 217V219H261ZM179 218V219H178ZM184 218V219H183ZM187 218L190 219L189 222H187ZM197 218V219H196ZM238 218H241V219H238ZM244 218V219H243ZM151 219V220H150ZM171 219V220H170ZM175 219V220H174ZM250 219V220H249ZM156 220V221H155ZM164 220V221H162ZM186 220V221H184ZM201 220V221H200ZM203 220V221H202ZM239 220V221H238ZM145 221V222H144ZM151 221V222H150ZM158 221V222H157ZM172 221V222H171ZM174 221H178L177 224L176 222ZM237 221V222H236ZM254 221V222H253ZM121 222V224H120ZM128 222V223H127ZM133 223L131 225H129L130 223ZM164 222V223H163ZM171 222V223H169ZM181 222V223H180ZM187 222V223H186ZM198 222L200 224H198ZM230 222V223H229ZM251 222V223H250ZM261 224H260V223ZM124 223V224H123ZM139 223V224H138ZM145 223V224H144ZM162 223L166 226H161ZM112 224V226H111ZM128 224V225H127ZM171 224V225H170ZM194 224V226H196V228L192 225ZM231 224V226H230ZM255 224V225H254ZM119 226V227H116V226ZM134 227H133V226ZM149 225L151 227H149ZM154 227H153V226ZM200 225V226H199ZM261 225V226H260ZM263 225V226H262ZM138 226V227H137ZM147 226V227H146ZM235 226V227H234ZM109 227V229H110ZM191 227H194L191 229ZM127 228V229H125ZM238 228V229H237ZM107 229V228H106ZM160 229V230H159ZM172 229H175L172 228ZM179 229V228H178ZM177 228L175 230H178ZM235 229V230H234ZM109 231L108 233H111L112 231ZM168 230V229H167ZM174 230V231H175ZM200 232V233H199ZM105 234L107 232H104ZM182 233V232H181ZM227 233V234H226ZM229 233V234H228ZM241 234V235H240ZM90 235V236H89ZM89 240H94V241H91V242H97L99 241V239H97L95 241V238L100 237V236H103L104 234L101 233L99 235H92L91 233L89 234ZM144 235V234H143ZM142 235V236H143ZM187 235V236H186ZM224 235H227L229 236L228 238L224 239V240H217L219 237L221 236H224ZM235 235V237H233ZM237 235V237H236ZM240 235V236H239ZM93 236V237H92ZM141 236V237H142ZM240 238H239V237ZM243 236V237H242ZM144 237V238H143ZM142 238L144 239V241H146L147 239L145 238V235L143 236ZM180 237V236H179ZM182 237V236H181ZM242 237V238H241ZM92 238V239H90ZM141 239V243H144L143 239ZM228 239V240H227ZM234 239V240H233ZM88 239H87V242H90ZM105 240V239H104ZM102 241V239H101ZM126 241V242H125ZM128 242V243H127ZM136 241H132L131 240V243H130V240H125L123 239L122 241L120 240L119 243H117L118 245V248L116 247V251H118L117 249H121L124 250V247H127L125 248V250H127V248H132L131 245H134L133 243H135ZM230 242V243H229ZM125 243V244H123ZM197 244V243H196ZM130 247H129V246ZM122 246V247H121ZM153 247L148 250L149 251H153L154 250V246L155 245H152ZM158 246V249H156V247ZM155 246V249L158 250L156 251V253L154 252H150V253H147L144 252V253H147V254H151V256H153V254L156 256V254L158 255L160 252L159 250L162 249V246L161 245H157ZM161 246V247H160ZM160 247V248H159ZM119 249V251H120ZM161 250V251H162ZM128 251V250H127ZM155 251V250H154ZM143 254H140L141 256L138 257L139 255H137V257L139 258L137 261H142L144 260V258L147 256V254L144 255ZM161 253V252H160ZM195 254V255H194ZM201 254V255H200ZM144 255V256H143ZM199 255V256H198ZM210 256V257H209ZM136 257V256H133V258ZM142 257V258H141ZM199 258V259H198ZM206 260H205V259ZM141 259V260H140ZM201 260H203L201 262ZM205 260V261H204ZM223 260V261H222ZM152 261V260H151ZM157 262V261H155ZM166 264H169V262H166L164 261ZM163 261L162 263L165 264ZM193 262V263H192ZM223 262V263H222ZM158 263V262H157ZM156 263V264H157ZM160 264L161 261L159 262ZM158 263V264H159ZM170 263V264H171ZM155 264V263H154Z\"/></svg>",
    "mask_w": 264,
    "mask_h": 264
}]
</instances>
